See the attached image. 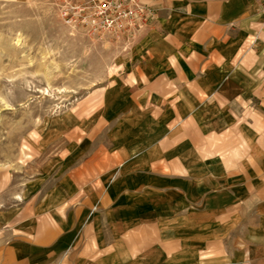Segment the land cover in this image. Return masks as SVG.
<instances>
[{"label": "crops", "instance_id": "obj_1", "mask_svg": "<svg viewBox=\"0 0 264 264\" xmlns=\"http://www.w3.org/2000/svg\"><path fill=\"white\" fill-rule=\"evenodd\" d=\"M143 1L157 19L138 45L135 93L166 116L125 142L102 183L75 185L49 211H15L0 264H158L159 248L166 264H200L221 226L255 207L264 218L263 0ZM191 239L202 244L189 263Z\"/></svg>", "mask_w": 264, "mask_h": 264}, {"label": "rangeland", "instance_id": "obj_2", "mask_svg": "<svg viewBox=\"0 0 264 264\" xmlns=\"http://www.w3.org/2000/svg\"><path fill=\"white\" fill-rule=\"evenodd\" d=\"M87 2L0 0V237L15 211L52 210L75 185L114 172L125 142L150 138L154 120L166 116L151 111L160 99L135 93L149 27L133 39L112 36L74 14L73 5ZM263 222L255 207L221 226L224 240L203 250L200 264H252V256L258 264ZM201 244L191 239L189 263ZM162 252L158 264H166Z\"/></svg>", "mask_w": 264, "mask_h": 264}, {"label": "built area", "instance_id": "obj_3", "mask_svg": "<svg viewBox=\"0 0 264 264\" xmlns=\"http://www.w3.org/2000/svg\"><path fill=\"white\" fill-rule=\"evenodd\" d=\"M71 8L77 10L75 15H84L83 21L91 27L117 38L133 39L141 30L154 25L157 19V10L143 0H88L86 4ZM262 12L264 14V0Z\"/></svg>", "mask_w": 264, "mask_h": 264}]
</instances>
